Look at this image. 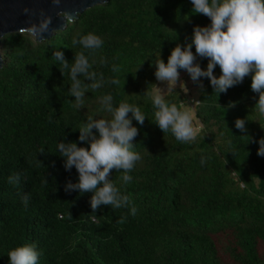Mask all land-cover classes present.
Instances as JSON below:
<instances>
[{"label":"trees","instance_id":"16d2710c","mask_svg":"<svg viewBox=\"0 0 264 264\" xmlns=\"http://www.w3.org/2000/svg\"><path fill=\"white\" fill-rule=\"evenodd\" d=\"M192 8L191 0H106L35 45L17 32L0 38V264H9L10 250L28 244L41 253L39 264H264V156L257 154L264 116L255 109L259 94L251 75L220 94L200 78L204 89L191 105L202 126L195 143H181L153 122L156 109L147 93L158 82V53L167 63L196 26L211 24ZM90 32L103 39L102 48L95 54L81 45L73 49V38ZM57 50L70 63L84 51L97 61L93 71L120 84L87 91L78 110L70 74L63 75L53 57ZM196 63L206 69L208 59ZM214 74L221 75L219 65ZM106 94L114 106L129 103L146 116L142 125L132 120L139 129L133 150L142 157L129 173L132 182L121 187L123 173L112 174L138 209L135 216L111 206L94 213L93 193L65 191L79 174L65 169L58 144L90 147L79 141L78 128L87 116L109 118L100 103ZM164 97L178 107L190 100L179 86ZM237 118L245 119L246 132L236 128ZM17 175L19 181L9 183Z\"/></svg>","mask_w":264,"mask_h":264},{"label":"clouds","instance_id":"9594fccd","mask_svg":"<svg viewBox=\"0 0 264 264\" xmlns=\"http://www.w3.org/2000/svg\"><path fill=\"white\" fill-rule=\"evenodd\" d=\"M52 2L59 6L61 0ZM191 2L192 12L209 17L211 24L196 26L191 41L187 42L186 46L177 44L171 51L167 63L161 58L160 52L158 53V58L154 62L157 80L167 82V92H170L180 81V70L183 69L194 83H199L201 77L210 79L214 92L220 94L242 83L245 77L251 75V89L259 94L255 109L264 116V0H191ZM24 14L29 17L32 15L28 8L24 9ZM57 15L63 18L66 24L73 23L76 19L68 10H60ZM52 20L53 17L42 10L38 19L30 18L25 26L17 29V34L29 37L34 45L43 42L47 33L55 31L52 28ZM103 44V39L91 32L76 36L72 40L73 49L76 45H81L83 49L90 50L91 54L101 49ZM193 45L195 53L192 50ZM53 57L58 62L62 74L65 75L66 72L70 74L69 94L75 97L74 106L78 110L85 106L84 97L87 91L95 92L105 84H120L118 78L106 80L103 73L93 71V65L97 61L95 59L90 61L84 51L76 52L71 63L61 50L54 51ZM197 57L208 59L206 69L196 63ZM99 63L107 65L106 58L101 57ZM217 65L221 69L219 77L214 74ZM120 70L118 65H112L113 73ZM199 86L202 88V83ZM182 88L188 92L187 87ZM163 93L161 89L154 94L147 93L156 109L153 122L164 133L171 131L177 141L195 143L201 135L202 126L198 121L194 123L190 110L170 104L165 100ZM100 103L101 110L108 113L109 118L99 116L97 119L87 116L86 122L78 128L79 141L86 142L90 147L79 146L75 141H60L58 144L59 155L65 157V169L70 171L75 167L79 174L77 182L69 180L66 183L65 191L93 193L90 205L94 213L102 206H111L113 209L130 208L131 215L135 216L138 209L130 197L122 193L121 187L132 182L133 177L129 173L142 159L141 155L133 150L134 139L139 129L133 125L132 120L134 118L142 125L146 116L139 107L129 103L121 102L114 106L111 94L102 96ZM235 126L241 132L247 130L245 119L237 118ZM228 144L231 145V140ZM39 152L45 151L41 148ZM257 154L264 156V137L259 140ZM206 159L202 155L201 164H204ZM113 171L123 173L120 177L121 187L113 181ZM19 179V175L8 178L9 183H17ZM22 202L27 206L29 202L27 194L22 196ZM124 219L126 217H122L118 222L123 223ZM40 255L35 244L18 246L8 252L9 264H39Z\"/></svg>","mask_w":264,"mask_h":264},{"label":"water","instance_id":"95a60500","mask_svg":"<svg viewBox=\"0 0 264 264\" xmlns=\"http://www.w3.org/2000/svg\"><path fill=\"white\" fill-rule=\"evenodd\" d=\"M104 1L61 0L60 5L56 6L52 0H0V38L7 33L17 32V29L25 26L30 18L32 20L38 19L42 10L53 17L52 28L57 31L66 26L65 20L57 15L60 10H68L76 17L78 13H82L84 10ZM25 8L31 10V17L24 14ZM55 31L47 33L45 38H48ZM1 62L0 54V66Z\"/></svg>","mask_w":264,"mask_h":264},{"label":"rangeland","instance_id":"374dc122","mask_svg":"<svg viewBox=\"0 0 264 264\" xmlns=\"http://www.w3.org/2000/svg\"><path fill=\"white\" fill-rule=\"evenodd\" d=\"M174 25L175 23L173 22L170 24V26L172 27H174ZM181 82H183L184 85L181 86ZM176 86L188 88V96L190 100L183 107L191 111L194 117V123L197 122V119L194 115L191 105L195 103L196 98L199 96L200 92L204 89V86L201 88L199 86V83H194L190 75L185 70L180 71V81H178ZM160 89L164 92L163 93L164 95L168 90L167 82L158 81L153 89V94L157 91H160Z\"/></svg>","mask_w":264,"mask_h":264}]
</instances>
